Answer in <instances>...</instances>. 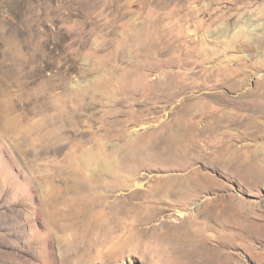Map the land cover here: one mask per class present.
<instances>
[{
  "label": "rangeland",
  "instance_id": "rangeland-1",
  "mask_svg": "<svg viewBox=\"0 0 264 264\" xmlns=\"http://www.w3.org/2000/svg\"><path fill=\"white\" fill-rule=\"evenodd\" d=\"M262 85L264 0H0V264H264Z\"/></svg>",
  "mask_w": 264,
  "mask_h": 264
},
{
  "label": "bare ground",
  "instance_id": "bare-ground-1",
  "mask_svg": "<svg viewBox=\"0 0 264 264\" xmlns=\"http://www.w3.org/2000/svg\"><path fill=\"white\" fill-rule=\"evenodd\" d=\"M195 10H197V8L195 6H192L190 8H188V11L184 14L185 17H187L188 15L192 14V13H196ZM223 32V31H222ZM230 60V59H229ZM204 73V74H203ZM203 73L201 74V76L203 77L204 76V79H203V82H207V81H214L212 84H211V87L212 86H220L222 85L223 83L221 82V79L222 77H216L215 74H214V71L213 72H209L208 69L207 71H203ZM220 76L222 74H219ZM205 84V83H204ZM202 84H198V86H201ZM187 87L186 85H182L180 87V91L181 92H184V90H186ZM217 97V96H216ZM262 97V98H261ZM241 101H240V105L238 106L239 107V110L241 111H247L249 112L250 114L246 116V118H258L257 114L258 113V109L260 107H262L264 105V85L261 86V88H257V89H252V90H245L242 92L241 94ZM262 101V102H261ZM212 112V111H211ZM235 117L236 118H245V114H238L236 115L235 114ZM261 124L264 125V121L261 122ZM253 132V131H252ZM179 185V184H178ZM176 185L174 188L176 189L177 193H175L176 195L179 193H181L182 191H185L186 187L182 184H180L179 186ZM182 190V191H181ZM168 192H171V191H168ZM168 194H171V193H168ZM171 195H174V194H171ZM231 204V210L229 212V217L230 218H233L235 220H237L236 222V225L237 226H240L241 228H244L245 227V219H246V214H245V211H244V208L243 206L245 205L244 202H242V200L240 201H230L228 202L227 204ZM250 207L253 208V205L250 204ZM249 226V225H248ZM247 227V226H246ZM250 227L252 228H255L256 226L255 225H250ZM257 228V227H256ZM237 231V234L240 233V231H242V229H236ZM181 235V234H180ZM179 236V235H178ZM108 237V236H107ZM180 237V236H179ZM172 238V237H171ZM175 238V237H174ZM173 239V238H172ZM177 239V238H176ZM193 239V238H192ZM170 240V239H169ZM180 240V238H179ZM171 241V240H170ZM175 241V240H174ZM169 242V241H167ZM176 242V241H175ZM159 243V241H158ZM173 243V242H172ZM178 243V242H177ZM174 244V243H173ZM161 245V244H159ZM167 245H170L169 246V249H168V260L170 262H177V261H181V260H184L183 257L180 255V252H181V246L182 245H171L170 242L167 243ZM167 247V246H166ZM227 247H223L222 250H220V254L221 253H225V254H228L230 257H232V251H223V249H226ZM167 249V248H166ZM194 257H191L189 258V260H193ZM216 259H221V256H216L214 258V261ZM225 263L224 264H241V260L240 258H228L227 260L224 261ZM217 263H220V262H217Z\"/></svg>",
  "mask_w": 264,
  "mask_h": 264
}]
</instances>
